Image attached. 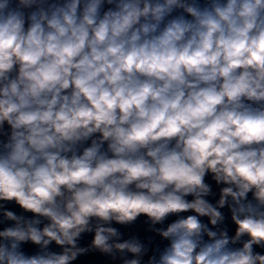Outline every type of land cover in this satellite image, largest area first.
I'll return each instance as SVG.
<instances>
[{"label":"clouds","instance_id":"9594fccd","mask_svg":"<svg viewBox=\"0 0 264 264\" xmlns=\"http://www.w3.org/2000/svg\"><path fill=\"white\" fill-rule=\"evenodd\" d=\"M0 264H264V0H0Z\"/></svg>","mask_w":264,"mask_h":264}]
</instances>
